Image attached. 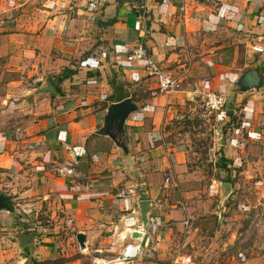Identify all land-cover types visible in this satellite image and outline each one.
<instances>
[{
    "label": "crops",
    "instance_id": "1",
    "mask_svg": "<svg viewBox=\"0 0 264 264\" xmlns=\"http://www.w3.org/2000/svg\"><path fill=\"white\" fill-rule=\"evenodd\" d=\"M3 1L15 15L1 22L2 30L15 32L16 48L34 57L33 68L52 73L46 78L57 91L49 97L34 90L16 106L20 124L0 134V198L14 204L13 212L0 211V264L111 262L129 244L145 247L155 239L159 246L174 228L190 232L201 191L188 185L203 168L189 166L191 141L176 124L199 116L201 90L225 94L234 87L249 67L246 57L239 62L243 48L248 58L260 54L254 47L264 49V0ZM138 44L164 71L183 78L182 92L153 95L157 83L145 62L126 61ZM127 98L140 107L126 125L128 155L98 134L109 106ZM249 100L254 106H244L225 138L226 169H215L222 178L245 162L262 165L264 156L254 152L264 154L258 115L264 103L258 94ZM218 120L230 118L223 111ZM70 163L76 174L60 177L56 168ZM210 180L212 196L225 181ZM123 187L134 189L128 200L117 197ZM144 200L152 203L146 232ZM138 232L142 238L133 239ZM13 235H36L35 247L25 256Z\"/></svg>",
    "mask_w": 264,
    "mask_h": 264
},
{
    "label": "rangeland",
    "instance_id": "2",
    "mask_svg": "<svg viewBox=\"0 0 264 264\" xmlns=\"http://www.w3.org/2000/svg\"><path fill=\"white\" fill-rule=\"evenodd\" d=\"M14 15L12 6L0 0V134L14 130L20 124L22 115L16 106L24 102L28 95H33L38 80L43 82L48 74H52L33 68L30 60L34 57L25 49L16 48L20 41H16L15 32L2 30L1 22L11 21ZM246 51L243 48L240 64H244L246 57L248 69H257L264 81V53L252 54L248 58ZM64 74L54 75L55 81L58 82ZM256 94L261 95L264 103V87L246 94L232 87L224 94L227 104L223 111L234 115L229 125L218 120L215 112L207 111L202 98L198 103L199 116L176 124L177 131L183 136L187 134V139L191 141L189 166H193L194 170L199 165L203 168L202 176L188 185L192 190L199 188L201 191L195 196L201 203L192 202V215L199 218L195 219L190 232L189 229L174 228L170 241L159 246L155 239L151 240L128 264H264V158L259 169L250 168L245 162L242 166L231 168L230 171H236L231 176L223 174L222 178L219 169L215 171L222 161H226L223 149L225 138L240 122L244 106H254L249 98ZM258 115H262L264 128V105ZM254 153L257 159L264 156ZM212 178L232 182V194L227 199L222 200L220 188L210 196ZM259 181L262 184H258ZM219 210L222 211L220 215Z\"/></svg>",
    "mask_w": 264,
    "mask_h": 264
},
{
    "label": "water",
    "instance_id": "3",
    "mask_svg": "<svg viewBox=\"0 0 264 264\" xmlns=\"http://www.w3.org/2000/svg\"><path fill=\"white\" fill-rule=\"evenodd\" d=\"M264 87V81L257 69H246L235 82L234 88L241 94H246L252 91H260ZM57 89L54 86L52 80L47 77L43 84L36 89L35 93L40 95H47L52 97L56 93ZM140 107L131 98L124 99L123 101L113 103L109 106L103 126L98 131V134L103 137H108L126 155H128V145L123 138H126V125L129 118L139 111ZM220 190L222 194V200L227 199L233 190V186L229 182H223L220 184ZM1 202V198H0ZM152 208V203L148 200H144L139 203L140 209V227L143 232L148 231L150 226L149 212ZM0 211H3L0 209ZM143 233L138 232L132 235L133 239L142 238ZM13 239L17 242L20 250L26 256L28 252H31L35 247L37 236L36 235H13ZM77 240L80 246H85L86 238L84 235L79 234Z\"/></svg>",
    "mask_w": 264,
    "mask_h": 264
},
{
    "label": "built area",
    "instance_id": "4",
    "mask_svg": "<svg viewBox=\"0 0 264 264\" xmlns=\"http://www.w3.org/2000/svg\"><path fill=\"white\" fill-rule=\"evenodd\" d=\"M100 2H104L105 0H99ZM180 10L182 12L185 11L184 7H181ZM141 22L136 23V29L140 30L142 29ZM253 50L258 53H263L264 49L260 47H254ZM126 61L133 63V62H139L143 61L145 62V69L149 76L153 77L157 83V90L153 95H156L158 93L168 95L169 97H172L180 92H182V86H183V78L182 77H174L167 73L166 71L161 68V66L155 62L151 55L149 54L147 48L143 44L136 45L128 54L126 57ZM200 96L204 102V108H206L207 111L215 112L217 115L221 114L224 107L227 104V98L224 94L211 91V90H201ZM66 149L71 151V148L66 146ZM56 173L60 177H71L76 174L74 164L70 163L66 166H59L56 168ZM134 189L129 187H123L118 191L117 197L119 199H125L128 200L132 195L135 193L133 192ZM143 246L141 244H129L127 245L123 251L121 256L115 260V261H109V262H95L91 264H116L117 262H129L134 259H136L139 254L142 251Z\"/></svg>",
    "mask_w": 264,
    "mask_h": 264
},
{
    "label": "trees",
    "instance_id": "5",
    "mask_svg": "<svg viewBox=\"0 0 264 264\" xmlns=\"http://www.w3.org/2000/svg\"><path fill=\"white\" fill-rule=\"evenodd\" d=\"M65 78V77H64ZM62 80H63V78H62ZM117 101H122V99H119V100H117ZM228 116H229V118H230V120H229V122H228V125L229 124H231L232 123V121H233V114H231V113H228ZM223 162L224 161H222V163H220L219 165H218V168H220V169H224L225 167H224V164H223ZM226 169V168H225ZM225 182H230L231 184H232V182L230 181V180H224ZM0 209H2V210H6V211H10V212H13L14 211V204L11 202V200L9 199V198H3L2 199V202L0 203Z\"/></svg>",
    "mask_w": 264,
    "mask_h": 264
},
{
    "label": "bare ground",
    "instance_id": "6",
    "mask_svg": "<svg viewBox=\"0 0 264 264\" xmlns=\"http://www.w3.org/2000/svg\"><path fill=\"white\" fill-rule=\"evenodd\" d=\"M116 264H123V262L121 263V262H117Z\"/></svg>",
    "mask_w": 264,
    "mask_h": 264
},
{
    "label": "flooded vegetation",
    "instance_id": "7",
    "mask_svg": "<svg viewBox=\"0 0 264 264\" xmlns=\"http://www.w3.org/2000/svg\"><path fill=\"white\" fill-rule=\"evenodd\" d=\"M1 202H2V201H1ZM1 202H0V203H1Z\"/></svg>",
    "mask_w": 264,
    "mask_h": 264
}]
</instances>
